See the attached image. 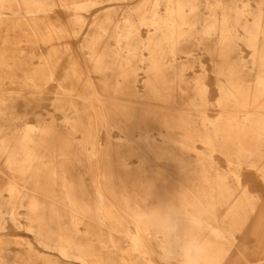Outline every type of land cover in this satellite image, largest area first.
Segmentation results:
<instances>
[{
	"label": "bare ground",
	"instance_id": "obj_1",
	"mask_svg": "<svg viewBox=\"0 0 264 264\" xmlns=\"http://www.w3.org/2000/svg\"><path fill=\"white\" fill-rule=\"evenodd\" d=\"M51 1L0 0V17L5 23L17 15L27 22L34 18L32 29L37 35V14L49 11ZM60 1L76 11L74 20L78 23L84 21L78 11L99 2ZM202 2L144 0L136 7L133 22L123 17L108 28L100 22L97 32L82 45L91 61L102 70L120 55L127 79L128 65L133 64L130 94L138 95V82H142L144 92L138 100L114 110L106 107L97 92L82 94L81 107L71 99H62V105L73 114L67 117V133L54 124L6 129L15 118L9 114L7 94L0 91V159L4 157L14 175L4 188L7 198L0 189V218L4 212L9 213L19 227L18 207H24L26 229L40 245L24 241L25 250L18 251L11 261L6 259L7 252L0 250V264H58L53 251L84 264H150L147 255L154 252L162 259L185 264L179 247L184 242H194L202 249L198 264H225L226 244L231 246L234 241L222 235L244 227L257 204L252 195L240 189L237 172H221L210 152L219 149L231 163L238 164L254 158L257 161L252 164L263 170L264 178V165L258 163L264 158V0H258L255 9L248 2L204 0L206 15L201 13ZM247 15H252V20ZM140 25L148 26L146 39L140 35ZM238 27H242V38L252 49V66L238 59ZM109 30L115 43L110 50L100 52V41ZM198 30L201 37L196 35ZM50 31L36 38H65L62 32L57 34L61 29L56 26L52 25ZM208 39L215 40L210 50L219 57L213 60L221 108L215 119L206 114L210 98L204 78L198 77L194 84L186 78L191 54L183 45L185 41ZM143 49L148 51L147 57ZM181 52L186 54V61L179 60ZM8 55L7 50L0 49V67L26 63L11 60ZM54 56L55 52L39 55L34 82L43 73L55 78L60 61ZM138 61L146 63L144 80L137 77ZM75 63L65 71L74 72ZM60 87L64 95L70 94L63 84ZM190 89L194 90L192 95ZM184 94L189 97L184 98ZM181 100L185 106L175 111V104ZM115 124L122 128L124 139L100 148L97 129ZM78 131L82 139L76 142L72 134ZM197 140L206 149L192 159ZM231 175L237 183L231 181ZM221 208L222 215L218 214ZM84 220H89V226L83 237L78 225ZM128 222L134 223L135 231L128 229ZM101 226L107 231H98ZM167 226L173 228L170 235L164 230ZM253 226L251 232H264V213H259ZM209 231L224 239L202 240L198 236ZM113 232L129 238L128 260L104 255V249L110 246L121 250ZM151 232L157 234L152 241L145 237ZM91 236L97 244L90 241ZM166 248L171 255L165 253Z\"/></svg>",
	"mask_w": 264,
	"mask_h": 264
},
{
	"label": "rangeland",
	"instance_id": "obj_2",
	"mask_svg": "<svg viewBox=\"0 0 264 264\" xmlns=\"http://www.w3.org/2000/svg\"><path fill=\"white\" fill-rule=\"evenodd\" d=\"M69 2L70 0H63ZM97 4L89 7L88 10H79L78 13L82 15L84 21L78 23L74 20L75 10H69L63 6L62 1L52 0L49 3L51 8L49 11L37 14L36 20L39 27L38 34L35 35L32 27H34V18L30 22L24 21L21 15L12 17L10 23H5V19L0 17V49H5L9 53L8 57L12 60H21L22 63L16 66L9 65L6 68L0 67V91L7 94V107L10 115L15 118L12 124H8V130L15 127H24L25 125L38 124H54L62 133L70 131L67 117L73 116L70 110L62 105V99H71L83 106L84 102L81 97L82 94L89 92H97L102 94L105 99L106 107L115 109L121 104H129L131 100H138L139 95L144 91L141 86L142 82H138V95L132 96L130 94V86L133 81L132 70L133 64L128 65L127 71L130 74L128 79L124 77L121 66V56L119 55L116 62L112 64L110 61L104 65L102 70H98L96 65L91 61L88 49L82 45L87 42V37L97 32V26L102 22L107 28L112 27L114 22L120 23L123 17L133 22L137 17L135 13L136 7L144 0H97ZM204 2V0H202ZM238 4L248 2L252 9L257 6L258 0H234ZM202 2L201 13L206 15L207 9ZM163 8V5L161 6ZM9 12L10 10L4 9ZM112 19V20H111ZM248 20H252V15H247ZM32 21V22H31ZM60 28L65 38L61 40L42 41L38 40L36 36H47L51 26ZM140 35L146 39L149 35L148 26L140 25ZM201 29V25H198ZM239 37L235 39L236 50L238 52V59L244 62L247 66H252V49L247 46L242 38L244 31L242 27H238ZM53 35L56 34L52 33ZM110 30L104 35L103 40L100 41L98 51H108L114 40L110 37ZM197 36L201 37L202 33L198 30ZM215 40H192L185 41L183 45L190 50V59L188 68L186 69V78L190 84H194L198 77L204 78V81L209 89V104L206 114L210 119H215L219 116L221 110L218 100L220 98L218 92V80L213 67V60H219V57L211 54L210 47L215 44ZM66 45V46H65ZM185 48V49H186ZM144 57L148 56V51L143 49ZM55 52L54 59H59V71L55 74V78H48L47 73L40 74L39 78L34 82V69L40 67V54H48ZM7 57V58H8ZM180 61H186L185 53L179 54ZM73 62L76 70L66 72ZM8 68V70H7ZM12 68V69H11ZM12 70V71H9ZM137 77L144 80L146 78V63L138 61L136 69ZM256 75V73H255ZM66 76L74 77L72 79ZM47 77V78H46ZM60 84L65 86V89L70 93L64 95V89ZM86 84H91L92 87H86ZM127 87V89H126ZM193 89L189 90L192 95ZM184 98L189 95L184 94ZM185 104L181 100L175 104V111H178ZM118 123V122H117ZM74 141L79 142L82 139L81 132H74L72 134ZM124 139V132L119 124H115L110 128L100 126L97 129V141L100 148H105L110 142L116 144ZM206 145L197 140L192 152V159H196L198 155L204 152ZM78 154V152L76 153ZM211 159L221 172H237V179L240 183V189L246 190L248 194L252 195L256 200L257 208L249 218L248 222L239 230L231 234H224L222 237H229L233 240V245L228 247V252L225 256V264H264V232H251L254 227V222L258 220L259 213H264V178L261 174L263 172L252 163L257 160L253 158L252 161L243 162L241 164L231 163L225 153L219 149L210 152ZM260 165H264V158L259 160ZM232 174V173H231ZM13 172L6 167L5 159H0V189L8 197V191L5 190L10 181L14 179ZM17 179V178H16ZM231 181L237 183L235 176L230 177ZM17 221L20 226L17 227L14 220L9 213L4 212L0 218V250L7 252L6 259L14 260L18 255V251L25 250L26 244L24 241H29L34 246L40 247L33 233L26 229V209L18 207ZM224 212V208L219 210L220 215ZM79 234L85 236L89 226V220H84L79 223ZM128 229L135 231L133 222L127 223ZM264 230V229H263ZM98 231H107L104 226L99 227ZM115 240L120 242L121 250H117L114 246L104 249V255L112 254L119 259L120 256L124 260H128L127 253L130 247L129 238L124 234L113 232ZM202 240L220 241L223 240L213 232L198 233ZM152 241L157 237L154 232L145 236ZM208 238V239H207ZM235 238V239H232ZM226 240V238H225ZM93 244H97L94 236H91ZM225 243V241H224ZM54 252V253H53ZM52 257L57 258L58 264H84L80 260L70 259L66 260L58 252L53 251ZM150 264H179L173 259L166 260L160 258L157 253L148 254Z\"/></svg>",
	"mask_w": 264,
	"mask_h": 264
},
{
	"label": "clouds",
	"instance_id": "obj_3",
	"mask_svg": "<svg viewBox=\"0 0 264 264\" xmlns=\"http://www.w3.org/2000/svg\"><path fill=\"white\" fill-rule=\"evenodd\" d=\"M167 235H170L173 231L171 226H167L165 229ZM180 252L185 264H198V257L202 251L200 246L194 242H184L179 245ZM165 253L171 255L169 248L165 249Z\"/></svg>",
	"mask_w": 264,
	"mask_h": 264
}]
</instances>
